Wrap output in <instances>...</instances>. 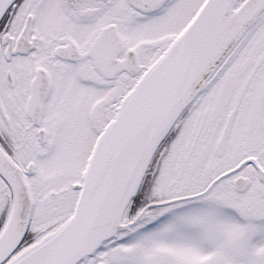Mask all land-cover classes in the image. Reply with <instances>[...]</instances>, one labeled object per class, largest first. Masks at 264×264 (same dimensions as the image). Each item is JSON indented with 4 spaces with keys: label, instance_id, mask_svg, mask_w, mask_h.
Segmentation results:
<instances>
[{
    "label": "snow or ice",
    "instance_id": "6c2138e0",
    "mask_svg": "<svg viewBox=\"0 0 264 264\" xmlns=\"http://www.w3.org/2000/svg\"><path fill=\"white\" fill-rule=\"evenodd\" d=\"M0 264H264V0H0Z\"/></svg>",
    "mask_w": 264,
    "mask_h": 264
}]
</instances>
